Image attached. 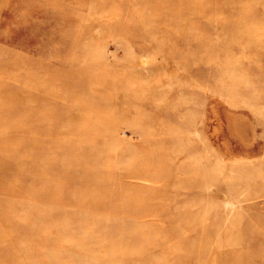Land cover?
I'll use <instances>...</instances> for the list:
<instances>
[{"label":"rangeland","instance_id":"rangeland-1","mask_svg":"<svg viewBox=\"0 0 264 264\" xmlns=\"http://www.w3.org/2000/svg\"><path fill=\"white\" fill-rule=\"evenodd\" d=\"M0 264H264V0H0Z\"/></svg>","mask_w":264,"mask_h":264}]
</instances>
